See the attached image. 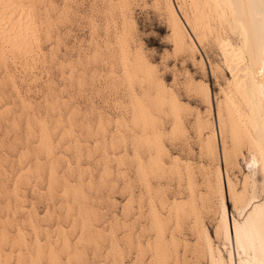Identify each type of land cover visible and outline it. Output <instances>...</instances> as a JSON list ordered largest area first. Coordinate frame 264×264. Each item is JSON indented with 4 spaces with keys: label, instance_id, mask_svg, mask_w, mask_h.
Wrapping results in <instances>:
<instances>
[{
    "label": "rangeland",
    "instance_id": "1",
    "mask_svg": "<svg viewBox=\"0 0 264 264\" xmlns=\"http://www.w3.org/2000/svg\"><path fill=\"white\" fill-rule=\"evenodd\" d=\"M20 1L30 37L0 40V264L227 260L218 171L239 219L260 147L220 47L244 65L229 4Z\"/></svg>",
    "mask_w": 264,
    "mask_h": 264
},
{
    "label": "bare ground",
    "instance_id": "2",
    "mask_svg": "<svg viewBox=\"0 0 264 264\" xmlns=\"http://www.w3.org/2000/svg\"><path fill=\"white\" fill-rule=\"evenodd\" d=\"M195 2L196 0H191V4L196 5ZM224 2H227V5L229 4L235 24L240 28L241 46L246 59H244V65L238 61L239 57L236 52L238 50L232 47L229 42H221L220 47L225 56V61L228 63V69L232 73V78L234 77L233 80H236L238 84L235 86L236 90L234 88L235 93H233L243 94L251 100L255 136L259 140L257 142L260 147L259 152L253 154L249 163L251 172L249 193L244 203L239 206V219L231 218L227 214L226 199L232 196L235 191L227 178L226 172L218 171L219 191L221 192L224 209L221 214V227H223L224 245L228 248L229 257L226 260L219 247L216 248V256L214 257L216 258V264H264V0H225ZM197 4H199L198 7L202 6L201 3ZM167 7L174 16L175 21L180 24L182 18L177 12V8L175 9L170 3ZM196 14H199L198 11ZM32 16L22 1L0 0V40H2V43L7 46H10L9 44L13 45L12 42L16 45L26 43L25 41L30 37L28 34L31 31ZM185 18L187 21H185V25H188L191 29L194 28L195 23L193 22L196 19L193 20V17L187 16ZM25 46L24 44V48ZM211 93L210 91L207 94L205 93L207 95L205 97L209 100Z\"/></svg>",
    "mask_w": 264,
    "mask_h": 264
}]
</instances>
